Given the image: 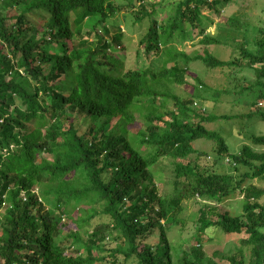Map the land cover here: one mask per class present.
<instances>
[{
  "label": "trees",
  "instance_id": "1",
  "mask_svg": "<svg viewBox=\"0 0 264 264\" xmlns=\"http://www.w3.org/2000/svg\"><path fill=\"white\" fill-rule=\"evenodd\" d=\"M137 1V20L150 19L140 39L143 53L162 48L165 54L156 69L121 72L122 60L110 52L119 34L108 39L97 29L114 26L110 17L122 9L115 0H0V264H126L131 258L136 264H214L203 244L218 228L245 235L250 245L247 263L238 250L231 264H264V190L247 183L264 178V151L244 144L230 154L225 138L204 125L225 114L195 112L192 121L183 116L187 110L178 116L165 109V95L183 108L189 102L163 88L170 78L179 85L192 76L193 58L177 45L195 33L205 44L222 43L205 34L203 9L232 0ZM163 4L170 9L162 16L157 8ZM257 44L245 55L260 82L264 32ZM194 58L211 68L233 62L207 51ZM143 103L148 111L139 110L137 125L135 110ZM81 116L89 118L87 127L76 123ZM259 116L264 120V111ZM198 138L215 141L218 154L246 169L238 178L200 169L189 156L206 157L192 146ZM251 141L264 145V135ZM163 155L178 159L167 196L151 172ZM237 190L245 197L244 220L217 210ZM189 196L200 199V215L193 245L176 257L165 221L176 220ZM95 216L110 223L85 230L84 238L80 229ZM72 222L79 227L63 234ZM110 238L114 244L106 247Z\"/></svg>",
  "mask_w": 264,
  "mask_h": 264
},
{
  "label": "rangeland",
  "instance_id": "2",
  "mask_svg": "<svg viewBox=\"0 0 264 264\" xmlns=\"http://www.w3.org/2000/svg\"><path fill=\"white\" fill-rule=\"evenodd\" d=\"M115 2L122 8L110 17L109 24L114 25L116 30L112 28L114 26H99L97 29L108 39H111L114 34H119L121 39L112 45L110 52L122 60L121 72L128 68L156 69L164 57V50L160 48L159 54L151 52L146 55L140 44V39L147 31L150 19L144 17L141 21L137 20L136 14L142 12L137 0H115ZM127 4L132 6L124 9ZM216 8L219 11H216ZM169 9L170 5L168 4L157 8L162 16ZM203 15L206 16V19H203V25L206 27L205 34L220 39L222 43L205 44L200 41L201 35L196 34V30L193 31L189 28L190 33L192 34L193 31L196 35L194 34L192 40L178 44L177 48L188 57L193 58L189 63V72L192 76L191 78L184 77L187 82L179 85L170 78L168 81L166 80V86H163L165 92H171L189 102L183 108L175 104L173 99L168 98V95H165L167 100L165 109L174 110L178 116L181 115L182 110H187L183 116L186 120L192 121L197 119V117H193L195 112H201L203 115L225 114L228 118L205 121L204 125L208 129L218 131L225 138L230 154L239 152L244 144L251 145L256 151H264V145L253 144L251 141L252 135H264V120L259 116L260 112L264 111V99H257L259 92L264 89V78H260V82H258L254 68L248 66L245 55V50L257 51L259 47L257 43L263 36L264 0H232L228 4L220 3L216 7H205ZM35 17L34 22L37 20ZM204 51L218 59L233 62L225 67H207L201 59L194 58V56L202 55ZM172 64V61L169 62V66ZM259 65L260 63L256 64V66ZM199 80L204 84L203 87L197 85ZM163 82L165 83V80ZM135 102L138 103L139 100L135 99ZM146 102L149 103V101ZM147 103L139 104L135 110L137 125L142 124V114L139 110L147 112ZM159 103L160 99L155 100L156 105ZM73 116L75 117V114ZM75 120L78 124L81 122L84 127L90 123L89 118L82 116ZM192 146L197 152L206 155L202 159V156H198L197 153L189 155L204 171L232 173L238 178L240 172L246 169L243 166H238L235 169L231 161L227 162V157L223 158L218 154V145L213 140L198 138L192 142ZM143 149L146 151L145 147ZM175 161L178 159L163 155L151 168L157 188L163 196L173 192ZM247 183L264 190L263 177L249 179ZM244 198L237 190L227 201L219 205L217 210H228L232 215L244 220L246 215ZM199 200L196 196L183 198L180 203L181 209L175 215L176 220L174 222H170L169 219L165 221L166 226H169L167 227V237L176 257L182 249H188L193 245V233L200 215ZM259 202L264 205V194L259 197ZM67 221L71 220L68 218ZM108 222L110 223V219L106 216H95L88 224L84 225L83 229L81 228L82 230L80 229V232L86 238L85 230L97 225L104 227V224ZM78 227L72 222L67 225L63 234ZM244 236L243 234L226 233L220 228L216 229L212 233V239L203 244L206 259L214 264H231L229 257L241 250L244 261L247 263L250 245L244 243ZM110 240L111 238L107 241ZM65 241L67 245L70 243V240L66 239ZM104 244L106 247H110L114 242L111 240ZM68 248L71 246L69 245ZM176 257L174 256V258ZM105 264H108V261H105ZM126 264H136V259L131 258Z\"/></svg>",
  "mask_w": 264,
  "mask_h": 264
}]
</instances>
